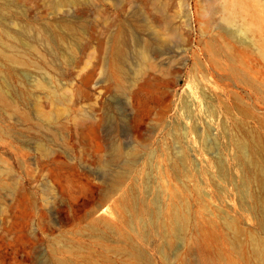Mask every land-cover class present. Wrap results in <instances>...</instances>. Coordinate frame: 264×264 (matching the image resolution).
Wrapping results in <instances>:
<instances>
[{"label":"rangeland","instance_id":"rangeland-1","mask_svg":"<svg viewBox=\"0 0 264 264\" xmlns=\"http://www.w3.org/2000/svg\"><path fill=\"white\" fill-rule=\"evenodd\" d=\"M52 1L0 0V89L16 101H0V264H59L65 258L71 264H258L254 236L264 241V226L241 217L236 236L225 224L227 204L217 197L209 202L216 221L205 215L199 224L191 217L184 248L173 237L166 244L170 232L162 227L146 239L132 233L124 239L118 233L123 225L128 229L136 191L155 200L158 209L165 206L155 194L163 181L147 166L151 152L165 153L166 162L180 170L187 167L182 151L193 170L204 157L213 163L229 161L220 152L207 112L190 106L183 96L194 79L223 110L235 137L259 144L261 151L250 149V168L240 166L242 161L232 168L235 180L244 173L250 181L255 197L249 204L254 215L264 217V181L258 177L259 171L264 175V128L255 117L264 112V87L246 85L225 61L215 64L204 53L202 32L235 27L224 25L222 12L212 7L202 15L197 3L203 0H78L59 10ZM164 7L173 19V34L151 24ZM11 15L29 26L20 29L3 17ZM62 19L73 20L77 34L65 32ZM112 32L125 43L123 72L114 81L104 68ZM150 37H157L161 46L151 44V59L145 60L133 46ZM160 47L165 51L161 57ZM248 66L264 85L262 62ZM36 78L56 79L55 95L63 103L54 106L46 91L35 87ZM238 99L254 114L240 112ZM177 180L188 184L187 178ZM115 187L129 196V210L123 209L131 211L124 217ZM200 188L203 193V182ZM235 190L230 200L234 210L246 204ZM203 195L193 200L195 207L204 206ZM139 207L142 211L143 203ZM162 221L167 226L170 219ZM197 238L200 246H190Z\"/></svg>","mask_w":264,"mask_h":264},{"label":"bare ground","instance_id":"bare-ground-1","mask_svg":"<svg viewBox=\"0 0 264 264\" xmlns=\"http://www.w3.org/2000/svg\"><path fill=\"white\" fill-rule=\"evenodd\" d=\"M77 1L78 0H54L51 5L53 8L59 10L65 4ZM216 1L217 0H203L197 3V8L201 9L202 15L209 13V7H212V9H215L217 12L221 11L222 15L220 16L223 18L222 21L226 22L224 25H232L235 28H231L232 30L230 29L228 31H222L220 29L213 33L202 32L203 35L206 36V39L204 40V53H206L208 59L215 64L222 65L225 61L230 72L238 78L239 81L245 83L246 85H250L254 88L264 87V85L247 70L249 66H252V64L248 66L250 61L262 62V68H264V0H221V4L219 3L218 5L215 4ZM146 2L148 1L146 0ZM2 8H5V6H2ZM212 9L211 13L214 12ZM166 10L167 9L164 7L162 15L153 17L151 19V24L162 27V30L165 33L173 34L175 32V27L172 24L173 19ZM3 17L11 21V23L14 22L15 24H18L20 29L21 26H29L24 23V19H20L16 16L11 15ZM209 21L210 19H208V22ZM61 26L65 32L69 34H77V26L73 20L62 19ZM7 35L14 37L11 33H8ZM224 37L226 40H220V38ZM235 37L237 39H235ZM124 44L123 38L118 35V33L112 32L109 34L104 68L105 75L110 81H114L115 79L118 80L123 72L121 59L125 51ZM151 44L160 45L161 42L157 41V37H150L145 38L142 42L135 43L133 47L138 51L143 59L150 60L151 56L149 54L148 47ZM30 46H32V43ZM161 48L162 47L158 50V56L160 57L165 53L163 48ZM6 56L15 60L11 55L6 54ZM73 62L74 60L72 58L70 63L72 64ZM56 82L57 81L54 78L50 81L36 78L34 83L36 88L44 89L46 91V97L52 104H54V106H58L63 103L55 95V92L58 89ZM183 96H186V102L190 106H197L199 109L207 112L208 120L215 129L214 134L218 139L220 152L228 155L229 161L222 159L223 161L219 163H213L204 157L202 165L198 169L193 170V168L190 167L191 162L186 152L182 151L181 162L187 167L180 170L176 166L170 165L166 162L164 158L165 153L157 155L155 152H151L148 158L149 160H147V166L154 167L157 177L163 181V186L157 187V189H155V194L165 201V206L158 209L156 207L157 205H155V200L147 201L141 197L139 192L136 191V195L133 196L136 203L132 206L133 210L130 213L131 218L125 224L128 226V229L124 228V225L118 228L119 235L124 239L132 238L134 235L146 239L152 231L154 232L155 230L157 232L158 227H162L164 230L170 232L166 237V244H168L171 237H173L180 240L183 244H186L182 245V248H184L188 244L186 233L188 232V222L191 217H195L199 224L205 215L209 216L211 222L216 221L217 214L212 212L209 207V202L212 201L214 197H217V199L221 201V204H227L225 210L223 209L226 214L225 224L230 229L234 230L236 236H238L241 231L239 226V220L241 217L254 221L259 226H264V217H257L254 215L252 206L249 204V202H251L255 197L250 188V181L244 177V173L240 172L239 173L241 175H239L238 179L235 180L233 178V166L235 164L239 165V161L243 162L240 163V166L250 168V163H253V160L250 158V149L252 148L255 152L259 150L261 151L259 144L254 139L245 141L235 137L233 132L228 127V122L223 115V110L216 107V105L212 103L213 100L210 97H207L205 88L199 81L194 79L192 81L191 89L187 92V95L184 94ZM0 101L8 102V104L10 102H16L14 97L10 98L9 95L7 96L1 89ZM37 101H40L39 96H37ZM238 103V110L240 112L245 113L247 116L254 114L252 108L245 105L244 101L238 99ZM246 106L248 108H246ZM255 117L257 118L258 124L264 128V112L259 111L255 113ZM193 134L194 133L191 135ZM197 151H199V149ZM136 173L137 175L135 174V180L141 174V169L136 171ZM178 177L187 178L188 184H180L177 180ZM258 177L261 181H264V175L262 172L259 171ZM201 182L204 183L206 188L203 193L200 188ZM135 187L139 188V185L136 184ZM115 189L118 204L120 205L119 208L123 209V207H125L124 209L129 210L130 204L127 192L121 187H115ZM235 189H237L238 197L246 203L244 207H242L243 202L241 205L239 204L237 207L235 206L236 210L231 208L232 205L230 202L234 191L236 194ZM198 194H204L202 196L204 206L202 204H199L196 207L193 205V200L198 197ZM139 202L143 203L142 211H140ZM116 209H118V207H116ZM128 210H124L125 212L123 213V217L126 212L131 211ZM163 217H168L170 219L167 226L166 222L162 221ZM101 219L107 223H111L110 219L107 217H101ZM143 225H148L151 229L146 230L142 227ZM254 238L256 244L254 252L257 257V263L264 264V241L256 236H254ZM190 246L198 248L200 246V239L197 238V240L192 242ZM131 252L133 254H142V252ZM178 254L179 251H175L173 253V258L177 259ZM203 262L207 263L208 259L204 258ZM59 264H71V262L69 259L65 258L59 260ZM92 264L102 263L93 262Z\"/></svg>","mask_w":264,"mask_h":264}]
</instances>
